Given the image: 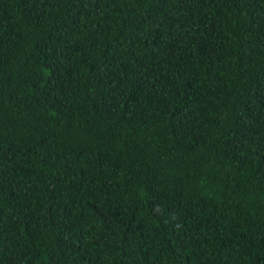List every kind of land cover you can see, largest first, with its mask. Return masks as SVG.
I'll return each mask as SVG.
<instances>
[{
	"label": "trees",
	"instance_id": "1",
	"mask_svg": "<svg viewBox=\"0 0 264 264\" xmlns=\"http://www.w3.org/2000/svg\"><path fill=\"white\" fill-rule=\"evenodd\" d=\"M0 264H264V0H0Z\"/></svg>",
	"mask_w": 264,
	"mask_h": 264
}]
</instances>
